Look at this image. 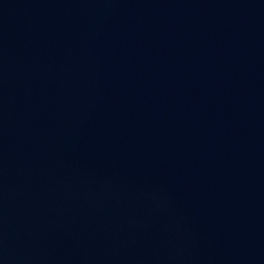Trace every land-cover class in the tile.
<instances>
[{"label": "water", "instance_id": "obj_1", "mask_svg": "<svg viewBox=\"0 0 264 264\" xmlns=\"http://www.w3.org/2000/svg\"><path fill=\"white\" fill-rule=\"evenodd\" d=\"M0 264H264V0H0Z\"/></svg>", "mask_w": 264, "mask_h": 264}]
</instances>
